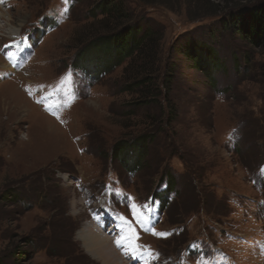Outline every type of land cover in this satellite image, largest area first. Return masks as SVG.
Segmentation results:
<instances>
[{"label":"rangeland","instance_id":"374dc122","mask_svg":"<svg viewBox=\"0 0 264 264\" xmlns=\"http://www.w3.org/2000/svg\"><path fill=\"white\" fill-rule=\"evenodd\" d=\"M103 1L0 0V264H100L88 225L128 264H264V45L229 26L264 0H123L153 41L112 68Z\"/></svg>","mask_w":264,"mask_h":264},{"label":"trees","instance_id":"16d2710c","mask_svg":"<svg viewBox=\"0 0 264 264\" xmlns=\"http://www.w3.org/2000/svg\"><path fill=\"white\" fill-rule=\"evenodd\" d=\"M142 1L144 3L152 2L148 0ZM96 11L109 18L114 24V29L120 28L118 32L111 34L108 38H99L101 40H105L106 44L109 46L108 53L112 59L110 68L114 65H120L125 59L132 57L136 53H141L142 55L144 53H142L143 46H145V44L149 41H153L152 33L145 31L144 27L140 24L132 23L134 16H132L130 11L125 7L123 0H105ZM96 15V13H93V17H96ZM229 26L233 27L234 31H236V33H238L239 36L248 44L255 47L263 46L264 5L255 7L248 11H239L237 14L231 16ZM101 40L97 39L96 43ZM200 48L201 47L198 44L192 43L191 46L186 47L184 53L188 56L189 60H192L195 65H197V67H201L206 71L208 78H212V68L214 67V64H211L212 58H206L207 60L204 59L202 48ZM147 78L148 77L146 76L144 79ZM142 83L144 84L146 81H142ZM134 144L138 145V143ZM139 148L143 150L142 145H139ZM141 152L137 153V158L134 159L137 164L135 166L137 167L140 166ZM120 153L121 151L116 154ZM172 189L173 183L171 182L169 183L167 191H171Z\"/></svg>","mask_w":264,"mask_h":264},{"label":"bare ground","instance_id":"6f19581e","mask_svg":"<svg viewBox=\"0 0 264 264\" xmlns=\"http://www.w3.org/2000/svg\"><path fill=\"white\" fill-rule=\"evenodd\" d=\"M0 15L5 17L3 13ZM12 33L15 32L12 31L10 34ZM102 230L103 227L101 226L100 229H97L88 225L79 232V237L83 241L87 253L102 264H128L124 260L123 262L121 261L122 254L115 252L116 249H114L112 242L108 239L110 231L104 230V234Z\"/></svg>","mask_w":264,"mask_h":264},{"label":"snow or ice","instance_id":"6c2138e0","mask_svg":"<svg viewBox=\"0 0 264 264\" xmlns=\"http://www.w3.org/2000/svg\"><path fill=\"white\" fill-rule=\"evenodd\" d=\"M131 211L133 213V216H135L137 214L134 205L131 207ZM127 223H129V225H130V222H127ZM155 234L158 236H164L165 235V233H155ZM123 239H124V237H121L120 239H118L117 244L119 245ZM133 251L136 252V251H139V249H134Z\"/></svg>","mask_w":264,"mask_h":264}]
</instances>
